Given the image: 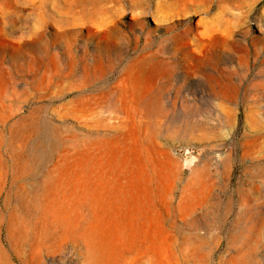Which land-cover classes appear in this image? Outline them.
Listing matches in <instances>:
<instances>
[{
    "label": "rangeland",
    "instance_id": "374dc122",
    "mask_svg": "<svg viewBox=\"0 0 264 264\" xmlns=\"http://www.w3.org/2000/svg\"><path fill=\"white\" fill-rule=\"evenodd\" d=\"M123 1L0 0V253L32 264L41 233L65 239L42 264H264V0ZM103 4L120 41L79 18ZM144 51L146 98L123 77Z\"/></svg>",
    "mask_w": 264,
    "mask_h": 264
},
{
    "label": "bare ground",
    "instance_id": "6f19581e",
    "mask_svg": "<svg viewBox=\"0 0 264 264\" xmlns=\"http://www.w3.org/2000/svg\"><path fill=\"white\" fill-rule=\"evenodd\" d=\"M85 1V0H84ZM99 1H103V0H99ZM123 0H121L122 2ZM135 1V0H134ZM143 1V0H142ZM177 1V0H176ZM181 2L185 3L187 1H190V0H180ZM179 1V2H180ZM194 1V0H192ZM197 1V0H196ZM195 1V2H196ZM199 1V0H198ZM197 1V2H198ZM202 1V0H200ZM204 1V0H203ZM202 1V2H203ZM209 1V0H208ZM224 2V0H222ZM80 2V1H79ZM119 2V1H118ZM124 2V1H123ZM132 2V1H131ZM145 2V1H144ZM147 2V1H146ZM149 2V1H148ZM174 2V1H173ZM172 2V3H173ZM222 2V4H223ZM83 3V2H82ZM105 3V1H104ZM129 3V2H128ZM137 3L141 4V1H138ZM135 2V4H137ZM191 3V1H190ZM193 3V2H192ZM211 3V2H210ZM112 4V2H111ZM110 4V5H111ZM114 4V3H113ZM119 4V3H118ZM137 4V6L139 5ZM145 4V3H144ZM170 4V3H169ZM168 4V5H169ZM175 4V3H174ZM177 4V3H176ZM204 4V3H203ZM213 4V3H212ZM211 4V5H212ZM106 5V4H105ZM132 5V4H131ZM148 5V4H147ZM179 5V4H178ZM233 5V4H232ZM102 6V5H101ZM113 6V5H112ZM115 6H117L115 4ZM142 6V5H141ZM146 6V5H145ZM172 6V5H170ZM181 6H182V3H181ZM100 7V5H99ZM133 8V5L131 6ZM136 7V6H134ZM144 7V6H143ZM174 7V5L172 6ZM206 7V6H205ZM208 7V6H207ZM213 7V6H212ZM146 8V7H144ZM183 8H185V6H183ZM188 8V7H187ZM185 8V9H187ZM85 9V8H84ZM87 9V8H86ZM98 9V8H97ZM96 9V10H97ZM134 9V8H133ZM95 10V11H96ZM115 10V9H114ZM140 10V9H139ZM147 10V9H146ZM84 11V10H83ZM87 11V10H86ZM90 11V9H89ZM95 11H92V12H88V13H83L81 14L79 18H83L84 20L83 21H86V22H89L94 28L95 26L98 28H102V27H105L101 30L100 34L101 36L103 37H106V36H110V37H113L114 35V38L116 39V36H117V41H120L122 39L118 38L119 35H117L116 33H120V31L118 30V32L115 30V27H109L107 26L108 25V17L111 19L110 15L112 13V10H111V6L110 7H107V6H104L103 4V7L102 9H100V11L97 13ZM134 11V10H133ZM132 11V12H133ZM136 11V10H135ZM141 11H144L145 10H141ZM80 12V11H79ZM85 12V11H84ZM117 12V10H116ZM138 13H142V12H139ZM147 13V12H146ZM149 13V11H148ZM79 14V13H78ZM113 14V13H112ZM136 14V12H135ZM115 15V14H114ZM86 19V20H85ZM136 19V18H135ZM89 20V21H88ZM81 22H83L82 20H80ZM110 21V20H109ZM113 21V20H112ZM111 21V22H112ZM80 22V23H81ZM83 24V23H82ZM81 24V25H82ZM88 25V24H87ZM110 25V24H109ZM112 25V24H111ZM110 25V26H111ZM84 26V25H83ZM213 26V25H212ZM93 28V29H94ZM142 28V27H141ZM96 30V28L94 29ZM142 30V29H141ZM90 31V30H89ZM99 31V30H98ZM213 30H209V32H212ZM93 32V31H92ZM113 32V33H112ZM214 32V31H213ZM212 32V33H213ZM122 36V35H121ZM102 37V38H103ZM140 37V36H139ZM151 37V34L150 32H147L146 34V39L150 38ZM122 38V37H121ZM135 40V39H134ZM216 41V40H215ZM136 42L138 43L139 42V38L136 37ZM165 42H167L165 45H164V49H169L171 46H175V51L176 50H182L183 51V57H184V61L187 63L188 67L191 68V69H194L197 65H200L199 64V60H200V57L194 52L195 49H191V37H183L181 33H177V34H171L169 37H167V39L165 40ZM194 42V41H193ZM206 42V41H205ZM196 45L198 43H195ZM201 45V44H200ZM200 45L198 46L200 48ZM193 47V46H192ZM198 48V49H199ZM202 51V50H201ZM200 51V52H201ZM204 52V51H203ZM152 58H154L153 56V53H151L150 51L149 52H142L140 54H137L133 59L132 61L127 65V68L125 70V73H124V79H130V81L132 82V86H131V89L133 91H135L136 93L137 92H142V96L143 98H146L147 95H150L151 94V91L154 92V89L155 87H157V84L155 83L156 81H154V75H155V72L156 70L158 69L157 66H156V63H152ZM203 58V57H202ZM91 65V64H90ZM92 69V68H91ZM86 74V73H85ZM122 79L120 81L122 82H119V87H122L123 84L125 83V80ZM87 81V79H86ZM159 83V82H158ZM125 89V88H124ZM22 98V97H21ZM104 98V97H103ZM148 98V97H147ZM220 99V98H219ZM222 99V97H221ZM147 101V109H153L154 107V99L153 98H150ZM222 101V100H221ZM127 103V101H125ZM139 102V103H138ZM138 102L136 103V105L138 106V108L141 105V100L139 99ZM220 102V101H219ZM106 103V101H105ZM217 103V102H216ZM128 105L125 104V106L122 107L125 108L126 106ZM88 106L92 109V110H95V107L96 105H94V103H88ZM106 107V106H105ZM109 108V107H108ZM222 108V107H221ZM98 109V108H97ZM101 109V108H100ZM99 109V110H100ZM102 110V109H101ZM108 110V109H107ZM119 110V109H118ZM114 114V113H113ZM111 116V115H110ZM154 117V116H153ZM148 118V117H147ZM154 119V118H153ZM130 120V119H129ZM140 122V120H139ZM153 123V122H152ZM136 125V124H135ZM146 126V125H145ZM258 127V126H257ZM150 129V128H149ZM176 132V131H175ZM139 140V139H138ZM97 142H99V140H97ZM186 161V160H185ZM192 165V164H191ZM189 166V164H188ZM251 208V207H250ZM247 217V216H246ZM58 219V218H57ZM56 221V219H55ZM59 221V220H58ZM57 222V221H56ZM262 223V222H261ZM9 225V224H8ZM45 228V227H44ZM13 231V230H12ZM48 232V231H47ZM51 232V231H50ZM21 233V232H20ZM44 233V232H42ZM46 233V232H45ZM20 235V234H19ZM37 235V234H36ZM48 235V234H47ZM26 236V235H25ZM60 236V235H59ZM58 236V238H53V241L50 243L48 242L42 235L41 233H39L37 236H35V239L30 247V252L32 254V258L34 259V263L32 264H42L43 262V255L46 254V256H50V255H57L58 253H60V250L62 248V244H63V240L65 241V239L63 238H60ZM9 237V236H8ZM19 237V236H18ZM47 238V237H46ZM52 238V237H50ZM90 237L88 236V239ZM10 239V238H9ZM24 239V238H23ZM63 239V240H62ZM52 240V239H51ZM50 240V241H51ZM13 241V240H12ZM24 242V241H22ZM23 244V243H22ZM21 246V245H20ZM87 246V245H86ZM18 247V246H17ZM184 247V246H183ZM91 249V248H90ZM88 249L89 251L87 252L88 256H86V261H85V264H91L92 262V258H91V250ZM253 249V248H252ZM23 252V251H22ZM7 253V252H6ZM20 253V251L18 252ZM21 254V253H20ZM19 254V255H20ZM1 255V259H2V262H0V264H10L9 261L5 260L6 258V254L4 251H1L0 253ZM9 255V253H8ZM22 256V255H21ZM45 256V255H44ZM45 256V257H46ZM26 257V256H25ZM29 257V256H28ZM22 260H23V257H22ZM25 260V259H24ZM13 261V259H12ZM31 261V260H30ZM29 261V262H30ZM55 262H51L50 264H54ZM29 264V263H27ZM46 264H49V263H46Z\"/></svg>",
    "mask_w": 264,
    "mask_h": 264
}]
</instances>
